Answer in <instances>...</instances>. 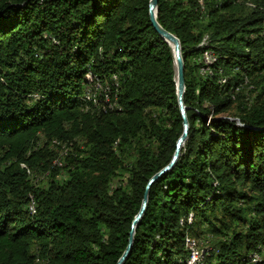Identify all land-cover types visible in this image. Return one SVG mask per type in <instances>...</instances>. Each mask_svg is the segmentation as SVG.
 I'll return each instance as SVG.
<instances>
[{
    "label": "trees",
    "instance_id": "1",
    "mask_svg": "<svg viewBox=\"0 0 264 264\" xmlns=\"http://www.w3.org/2000/svg\"><path fill=\"white\" fill-rule=\"evenodd\" d=\"M148 4L0 0V264H116L125 250L183 130ZM200 4L158 1L189 132L123 264H189L201 240L199 264H264V0Z\"/></svg>",
    "mask_w": 264,
    "mask_h": 264
},
{
    "label": "water",
    "instance_id": "2",
    "mask_svg": "<svg viewBox=\"0 0 264 264\" xmlns=\"http://www.w3.org/2000/svg\"><path fill=\"white\" fill-rule=\"evenodd\" d=\"M158 1L159 0H149L148 4V14H149V19L150 23L155 30V32L169 45L171 52H172V58H173V70H174V76H175V86H176V96H177V104L178 108L180 111V115L182 118V134L178 138L176 144H175V149L173 156L171 158V161L169 162L168 165H166L164 168H162L160 171H158L155 175H153L145 188L144 194H143V199L141 202V207L136 216L134 217L132 223H131V229L129 231V237H128V243L123 251L121 257L117 260L116 264H123L128 256L131 253L132 245H133V235L135 228L139 224L142 216L145 213V210L147 208V203H148V194H149V189L154 182L160 178L163 174L166 172L170 171L177 159L179 158L181 149L184 146V143L187 139V135L189 132V123L186 117V108L183 103V96H184V91H185V82H184V58L182 57V49L180 42L178 38L166 31L161 27V25L157 21V10H158Z\"/></svg>",
    "mask_w": 264,
    "mask_h": 264
},
{
    "label": "bare ground",
    "instance_id": "3",
    "mask_svg": "<svg viewBox=\"0 0 264 264\" xmlns=\"http://www.w3.org/2000/svg\"><path fill=\"white\" fill-rule=\"evenodd\" d=\"M217 1V0H216ZM209 44H210V39L208 38V37H206L204 40H203V43H202V45L200 46V48H203L204 50L206 49V48H210L209 47ZM204 64H205V68H203V69H201V73L202 74H205V73H208V74H210L211 75V70H210V67L215 63V58H214V56L211 54V53H209V52H206L205 54H204ZM214 66V65H213ZM100 86V85H99ZM99 86H96V89L98 88H100ZM97 89V90H98ZM87 91L89 92V91H91V89H87ZM92 99V98H91ZM85 101H91L90 100V96L88 97V94H86V99H85ZM190 249H191V252H192V256L190 257V258H198L199 257V251H195V249L193 248V246H190L189 247ZM197 250V249H196ZM199 250V249H198ZM204 252V250L203 251H200V255L202 254ZM202 256V255H201ZM196 262L197 261H191V263L190 264H196Z\"/></svg>",
    "mask_w": 264,
    "mask_h": 264
},
{
    "label": "built area",
    "instance_id": "4",
    "mask_svg": "<svg viewBox=\"0 0 264 264\" xmlns=\"http://www.w3.org/2000/svg\"><path fill=\"white\" fill-rule=\"evenodd\" d=\"M199 5H201L200 4V0H199ZM88 84L87 85H85V87L87 88V89H91V91H93L92 90V87H91V74L90 73H88ZM93 93H94V95H96L97 97H98V95H97V92L96 91H93ZM33 201V200H32ZM210 250H211V248L209 247L208 248V253L210 252ZM188 251V259H189V264L191 263V261H198V264H199V261H200V249H199V258H190V254H189V250H187ZM258 259V257H255V260H257Z\"/></svg>",
    "mask_w": 264,
    "mask_h": 264
},
{
    "label": "rangeland",
    "instance_id": "5",
    "mask_svg": "<svg viewBox=\"0 0 264 264\" xmlns=\"http://www.w3.org/2000/svg\"><path fill=\"white\" fill-rule=\"evenodd\" d=\"M37 180L41 181L40 185H43L45 183V180H43V177H41V176L37 177ZM201 242H202V244H198L200 249L204 248V247H208L210 245V243H208L206 240H201Z\"/></svg>",
    "mask_w": 264,
    "mask_h": 264
}]
</instances>
